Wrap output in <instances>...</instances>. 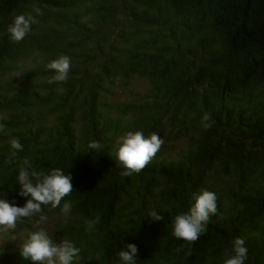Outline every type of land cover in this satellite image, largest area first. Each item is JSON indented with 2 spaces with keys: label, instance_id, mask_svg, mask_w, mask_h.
I'll return each instance as SVG.
<instances>
[{
  "label": "trees",
  "instance_id": "16d2710c",
  "mask_svg": "<svg viewBox=\"0 0 264 264\" xmlns=\"http://www.w3.org/2000/svg\"><path fill=\"white\" fill-rule=\"evenodd\" d=\"M19 14L37 22L15 42ZM61 55L68 78L50 82L46 65ZM136 130L163 144L123 176L114 144ZM25 158L72 176L67 222L48 205L40 226L81 249L74 264H119L128 243L136 264H223L237 237L245 264H264V0H0V198L20 206ZM205 189L217 213L197 241L177 239L173 218ZM34 220L0 232V264H33L19 245Z\"/></svg>",
  "mask_w": 264,
  "mask_h": 264
},
{
  "label": "clouds",
  "instance_id": "9594fccd",
  "mask_svg": "<svg viewBox=\"0 0 264 264\" xmlns=\"http://www.w3.org/2000/svg\"><path fill=\"white\" fill-rule=\"evenodd\" d=\"M34 11L37 15L41 14L40 8ZM36 22V17L33 15L15 16L7 28L10 39L15 42L23 40ZM46 67L55 73L50 82L65 81L68 78L71 59L67 55H61L50 61ZM210 121V114L205 113L201 120L202 127L205 129L211 127ZM162 144L163 139L157 132L145 135L140 130L128 131L118 137L113 154L124 169L121 175L130 176L141 172L160 150ZM10 145L13 150L12 157H15L18 151H23V145L18 139H12ZM88 147L98 149L100 143L90 141ZM17 183L20 185L17 194L26 198L25 203L20 206L0 198V232L14 231L17 222L22 221L23 218H35V230L29 231L26 239L19 245L21 257L32 261L33 264H74L79 259L81 249L70 239L55 241L47 229L40 226L48 219L43 215V206L61 207V201L72 192L71 174L59 167L52 168L48 172L37 171L31 161L25 158L18 172ZM193 201L188 212L177 214L172 221L173 236L187 242L197 241L206 232L210 218L217 213V196L213 191L205 189L193 193ZM71 210V202L65 201L61 207L65 223ZM148 215L155 221L163 219L155 209L150 210ZM99 222V216L87 220V231L91 232ZM137 253V245L128 243L126 249L123 248L118 253L119 264H136ZM247 257L248 249L245 241L237 237L233 241L231 254L223 264H245Z\"/></svg>",
  "mask_w": 264,
  "mask_h": 264
},
{
  "label": "rangeland",
  "instance_id": "374dc122",
  "mask_svg": "<svg viewBox=\"0 0 264 264\" xmlns=\"http://www.w3.org/2000/svg\"><path fill=\"white\" fill-rule=\"evenodd\" d=\"M139 83V82H138Z\"/></svg>",
  "mask_w": 264,
  "mask_h": 264
}]
</instances>
